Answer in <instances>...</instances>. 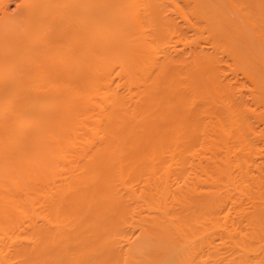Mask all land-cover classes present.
Returning a JSON list of instances; mask_svg holds the SVG:
<instances>
[{"label": "bare ground", "instance_id": "bare-ground-1", "mask_svg": "<svg viewBox=\"0 0 264 264\" xmlns=\"http://www.w3.org/2000/svg\"><path fill=\"white\" fill-rule=\"evenodd\" d=\"M8 3L0 264H264V0Z\"/></svg>", "mask_w": 264, "mask_h": 264}, {"label": "rangeland", "instance_id": "rangeland-1", "mask_svg": "<svg viewBox=\"0 0 264 264\" xmlns=\"http://www.w3.org/2000/svg\"><path fill=\"white\" fill-rule=\"evenodd\" d=\"M16 1H18V0H15V1L9 0V3L7 4V6H5V9L8 8V9H6L8 12L14 11L15 6H16ZM200 43H202V42H200ZM202 44H203L202 46H204L205 42ZM204 48H207L209 50V47H207V46H204ZM187 50L188 49H186V51ZM186 51H185V53H186ZM187 54H189L188 51H187ZM218 54H219L218 57H215V62H217V64H218L215 67H216V69H218V71L217 70H215V71L217 73L218 78L221 79L220 82H222L224 79L226 80V82L230 81L228 83L233 86L232 94L234 92V94H237V95L240 94L243 97V99H242L241 96L235 95L236 96L235 98H238V100H240L238 102H240L241 104L242 103L244 104V105L242 104L241 106H243V108H245V110H246V111L244 110V112L246 113V116H248L247 121H248V118L250 119V117H251V119H250L251 122H248V124L251 123V126L250 125L249 126H250V129L252 131H251V135H249V137H250V142L254 148V151H252L253 153L251 152L252 156L250 155L251 159L253 161L252 166H249V170H250V172H252L253 169L251 170L250 168L251 167L255 168V165L257 163L259 164L260 161H261L262 165H264V119H262L264 117H262V115L261 116L259 115L260 114L259 112L261 110H264V109H262V108H264V106H262V104L258 103V101L255 97L256 92H254V90H253V85H251L252 84L251 81L243 75L240 68H238V67L236 68V66L234 65L235 63L232 61L233 58L230 55H226V53H225V56H224V53H221L222 55L220 53H218ZM216 55H217V53H216ZM184 56L187 57L188 55L185 54ZM221 67H222V69H221ZM20 68H17V69H20ZM14 70H15V68H14ZM19 71H21V70H19ZM214 75H216V74H214ZM217 76H215V77H217ZM4 78H5V76H2V77H0V80H2ZM6 78H7V76H6ZM8 79H11V78L9 77ZM232 86H231V88H232ZM2 91L0 92L2 94V95L0 94L1 95L0 98H2L3 96H5L7 98L6 92L5 91L2 92ZM37 91H35L33 94L38 96L39 93L36 94ZM39 92L41 93V91H39ZM19 93H20V91L17 93V95H16L17 97L19 95H21V93L20 94ZM242 93H243V95H242ZM22 94L23 95H21V97H24L25 93H22ZM5 97L2 99H6ZM18 98L15 97L16 100H18ZM241 99L243 101L245 100V103ZM22 100H23V98H22ZM247 113H248V115H247ZM249 159H250V157H249ZM251 159L249 160L250 163H251ZM254 162H255V165H253ZM261 163H260V165H261ZM258 164H257V166H258ZM255 170H256V168L254 169L253 172H256ZM135 233H136V231H135ZM135 233H134V231L132 232V234H135ZM128 235H131V234H128Z\"/></svg>", "mask_w": 264, "mask_h": 264}]
</instances>
